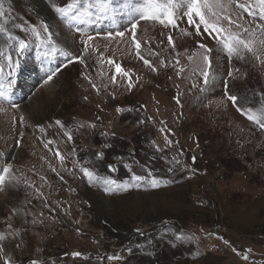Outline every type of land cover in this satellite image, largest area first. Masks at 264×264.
Here are the masks:
<instances>
[{"label":"rangeland","instance_id":"1","mask_svg":"<svg viewBox=\"0 0 264 264\" xmlns=\"http://www.w3.org/2000/svg\"><path fill=\"white\" fill-rule=\"evenodd\" d=\"M66 2L2 0L0 23L29 47L22 54L14 44L7 49L26 62L14 70L0 56V81L32 80L0 101V170L11 165L0 191V234L7 238L0 243L12 264H264V130L224 94L227 81L230 92L248 98L245 107H258L264 64L251 55L229 59L186 19L177 29L139 20L124 0H113L109 19L69 24L51 9ZM241 15L240 23L253 25ZM41 21L57 42L47 55L31 32ZM137 21L139 55L131 34ZM201 43L213 50L208 85L197 67ZM115 64L128 76L116 73ZM82 168L138 186L123 191L103 179L89 182ZM148 171L161 187L150 186ZM133 173L145 181H131ZM114 254L123 259L107 260Z\"/></svg>","mask_w":264,"mask_h":264},{"label":"snow or ice","instance_id":"2","mask_svg":"<svg viewBox=\"0 0 264 264\" xmlns=\"http://www.w3.org/2000/svg\"><path fill=\"white\" fill-rule=\"evenodd\" d=\"M124 9L129 10L130 14H135L139 16V20L156 22L165 28H179V20L186 19V23L194 30L195 35L199 36L201 34H208L212 36L219 46L220 51L226 53L229 59L236 57L238 59H245L247 55H251L255 60L264 64V0H124L122 5ZM52 11H54L57 16L69 24L72 22L76 23H86L93 22V18L96 21L109 19L116 12V8L113 6V0H69L63 5H57L53 3L51 5ZM241 13L247 14V16L252 18L254 22L253 25L245 26L240 23L243 19ZM5 17V10L3 7L2 0H0V18ZM259 21L258 23H255ZM137 22H133L131 25L132 43L135 45L137 55L140 54L141 43L136 39V29ZM42 29V32H41ZM186 35L190 34L187 30H182ZM32 34L38 41V47H44L48 49L47 55L50 52H55L57 50V42L53 39L52 33L49 31V26L47 23L41 21L40 28L32 27ZM43 33V35H42ZM0 35L4 39V50L0 51V56L6 61L7 67L14 70L19 66V62L14 60L12 55L9 54L7 49L11 48L13 44L17 53H23L28 47L29 42L14 36L6 27V23H0ZM108 37L111 38L113 33L109 32ZM115 36L124 37V31H118ZM93 40L92 36H88L86 40L83 41L85 51H87L89 45L88 41ZM168 43L175 46L173 43V37L169 35ZM203 49V53H197L196 55L200 57L201 64L197 67L200 68L199 74L203 78V83L208 85L210 83L211 68H212V49L208 48L205 44L201 43L198 46ZM65 56H70L71 54L67 51L63 53ZM80 63H83V57L75 58ZM143 59V57H141ZM192 56L189 60H193ZM69 62H72L71 60ZM108 63L114 64L115 62L111 59ZM146 65H150V61L144 60ZM179 63V61H177ZM116 73H123V75L128 76L127 72H124L119 64H115ZM155 71V68H153ZM180 72L184 69L180 68ZM195 71V69H193ZM237 72L239 69L236 70ZM4 74V66L0 65V76ZM9 76L12 75V71H9ZM55 73L48 76V81H51ZM229 77L234 78L233 72L229 71L227 74ZM113 83L116 81V76L111 77ZM15 84L14 80H9L7 82L0 81V101H6L9 98V94ZM195 86V85H194ZM93 87H96L93 84ZM131 87V83H129ZM224 94L227 101H229L237 112L242 115H246L249 121H252L259 126L260 129L264 130V93L261 94V100L258 107H245L246 104L250 103L248 98L244 95H239L229 91L228 82H224ZM176 102L179 104L180 101L177 98ZM2 111V109H0ZM117 111H120L118 108ZM23 120V117H21ZM57 125H61L60 121H56ZM43 131V129H41ZM68 139L71 140L72 137L69 133H65ZM166 139L167 144L172 142ZM57 156L63 160V156H60L59 152L56 153ZM0 155H3L0 153ZM102 158L103 154H99ZM179 163V161H176ZM111 167V166H110ZM127 167V165H126ZM113 171L115 169H112ZM84 176L88 178L89 182L98 181L103 179L104 183L107 185H117L123 191H128L129 188L138 186L137 184L125 183L123 185H118V182L111 179H106L99 177L95 172L89 170L88 168H82ZM129 171L131 169L129 168ZM11 165H5L2 170H0V191L4 190L6 182L10 180ZM147 177L151 178L148 182L152 188H159L162 182L157 178L153 177L152 172L148 171ZM146 177L142 175H136L135 173L131 176V181L142 182L145 181ZM165 185L170 183V181L163 182ZM106 191H112L111 188H107ZM140 231L139 229L137 230ZM223 240V237H219ZM7 238L0 234V242H4ZM190 239V237H189ZM225 244L229 242L223 240ZM19 247V245H17ZM233 251H236L233 249ZM251 251V249H249ZM128 252L131 253L132 249L129 248ZM240 255V253H237ZM74 257L82 256L80 252L72 253ZM0 256L4 257V264H12L10 257H7L5 252V247L3 243H0ZM245 260L248 259L247 255H244ZM123 257L119 254L108 255L107 260L109 261H119ZM30 264H38L37 260H32Z\"/></svg>","mask_w":264,"mask_h":264},{"label":"bare ground","instance_id":"3","mask_svg":"<svg viewBox=\"0 0 264 264\" xmlns=\"http://www.w3.org/2000/svg\"><path fill=\"white\" fill-rule=\"evenodd\" d=\"M23 59V58H22ZM25 60V59H24ZM24 60H18V62H19V64H21L20 66L22 67L26 62L24 61ZM30 66V65H29ZM32 69V68H31ZM32 72H34V74H35V70L33 71L32 70ZM33 78H35V76L33 77ZM30 81H32V80H19V81H17V82H15L16 84H14L15 85V88L16 89H20V88H23V89H29V84L31 83ZM7 131V130H6Z\"/></svg>","mask_w":264,"mask_h":264},{"label":"water","instance_id":"4","mask_svg":"<svg viewBox=\"0 0 264 264\" xmlns=\"http://www.w3.org/2000/svg\"><path fill=\"white\" fill-rule=\"evenodd\" d=\"M108 170L113 171L111 168L108 167Z\"/></svg>","mask_w":264,"mask_h":264}]
</instances>
